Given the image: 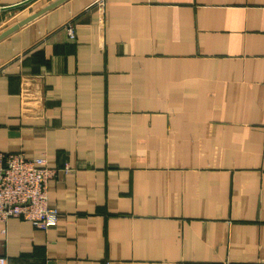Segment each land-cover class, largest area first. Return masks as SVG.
I'll use <instances>...</instances> for the list:
<instances>
[{
  "label": "crops",
  "instance_id": "obj_1",
  "mask_svg": "<svg viewBox=\"0 0 264 264\" xmlns=\"http://www.w3.org/2000/svg\"><path fill=\"white\" fill-rule=\"evenodd\" d=\"M26 1L0 153L56 170L58 219L0 223L7 264H264V0Z\"/></svg>",
  "mask_w": 264,
  "mask_h": 264
},
{
  "label": "built area",
  "instance_id": "obj_2",
  "mask_svg": "<svg viewBox=\"0 0 264 264\" xmlns=\"http://www.w3.org/2000/svg\"><path fill=\"white\" fill-rule=\"evenodd\" d=\"M66 29L73 39L72 27ZM55 175L56 170L48 168L43 157L26 159L19 153H0V223L18 219L35 228H54L58 211L48 202L47 184ZM0 264H7L2 255Z\"/></svg>",
  "mask_w": 264,
  "mask_h": 264
},
{
  "label": "water",
  "instance_id": "obj_3",
  "mask_svg": "<svg viewBox=\"0 0 264 264\" xmlns=\"http://www.w3.org/2000/svg\"><path fill=\"white\" fill-rule=\"evenodd\" d=\"M29 1H31V0H27L26 2H23V3H21V4H18V5H16V6H13L12 8H17V7H19V6L23 5V4L28 3ZM57 3H58V2H57ZM52 6H54V4H51L50 6L44 8L43 10L39 11L38 13H35V14H33L32 16H29L28 18L22 20V21L19 22L15 27H13L11 30H9L7 33L11 32V31H12L13 29H15V28H18L19 26L24 25V24L27 23L28 21L34 19V18H35L36 16H38L39 14H41V13L45 12L46 10L50 9Z\"/></svg>",
  "mask_w": 264,
  "mask_h": 264
},
{
  "label": "rangeland",
  "instance_id": "obj_4",
  "mask_svg": "<svg viewBox=\"0 0 264 264\" xmlns=\"http://www.w3.org/2000/svg\"><path fill=\"white\" fill-rule=\"evenodd\" d=\"M49 1H52V0H43V2H40V3H37L36 5H28V6H26V7H24L25 9V11H24V14H26V13H29V12H31L34 8H36L37 6H39V4H41V3H45V2H49Z\"/></svg>",
  "mask_w": 264,
  "mask_h": 264
}]
</instances>
